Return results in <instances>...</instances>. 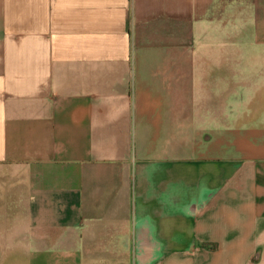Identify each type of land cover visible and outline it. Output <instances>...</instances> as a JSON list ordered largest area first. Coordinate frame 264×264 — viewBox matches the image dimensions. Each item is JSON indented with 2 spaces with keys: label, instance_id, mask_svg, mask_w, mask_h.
Here are the masks:
<instances>
[{
  "label": "crops",
  "instance_id": "obj_1",
  "mask_svg": "<svg viewBox=\"0 0 264 264\" xmlns=\"http://www.w3.org/2000/svg\"><path fill=\"white\" fill-rule=\"evenodd\" d=\"M0 264H264V0H0Z\"/></svg>",
  "mask_w": 264,
  "mask_h": 264
}]
</instances>
